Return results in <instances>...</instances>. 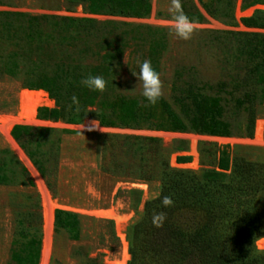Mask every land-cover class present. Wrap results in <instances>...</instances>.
<instances>
[{
  "label": "trees",
  "instance_id": "1",
  "mask_svg": "<svg viewBox=\"0 0 264 264\" xmlns=\"http://www.w3.org/2000/svg\"><path fill=\"white\" fill-rule=\"evenodd\" d=\"M65 1L84 6L91 15L143 19L150 13V0ZM198 2L212 18L234 20L229 1L220 8L214 5L221 0ZM256 5L264 6V0H242L243 10ZM182 6L189 19L203 22V14L194 5ZM239 22L246 28L264 30V10L256 9ZM162 31L143 25L2 11L0 76L19 78L23 89L48 95L54 107L39 108L37 117L41 120L81 125L85 119H93L106 128L227 138L233 135L231 123L224 119L229 109L233 117H244L243 136L252 138L257 108L264 104V34L227 33L229 41L224 46H228L222 50V62L231 68L227 81L200 83L186 77L194 74L192 69L183 68L174 74L171 102L160 99L150 105L144 97L118 93V77L127 52L138 69L144 59H150L160 72V56L166 49ZM88 75L102 76L106 90L101 93L82 85ZM73 95L78 105L72 103ZM54 133L52 129L23 125H15L10 131L43 176L47 172L46 139ZM60 134L77 132L64 130ZM123 139L125 143L134 141L144 164L152 156L160 160V198L146 201L141 216L127 227V264H264V159H249L223 146L218 150L216 167L197 173L170 169L158 139ZM189 160L177 158L178 163ZM11 184L33 186L17 158L0 149V185ZM129 194L136 197V203L139 201L138 193ZM163 196L172 198L171 207L161 205ZM161 211L167 218L157 228L152 216ZM108 224L112 226V222ZM54 230L78 241L80 215L55 210ZM18 236L26 237V241L12 243L11 262L38 264V229L20 230Z\"/></svg>",
  "mask_w": 264,
  "mask_h": 264
},
{
  "label": "rangeland",
  "instance_id": "2",
  "mask_svg": "<svg viewBox=\"0 0 264 264\" xmlns=\"http://www.w3.org/2000/svg\"><path fill=\"white\" fill-rule=\"evenodd\" d=\"M209 0H202L206 3ZM221 0L215 7L224 6ZM231 4L234 20L223 17L212 18L201 8L198 0H181L182 4L194 5L204 17L197 24L192 38L184 41L171 33L168 21L170 0H150V13L143 19L122 18L117 16L91 15L82 5L72 6L65 0H0V12L24 13L32 16H54L57 18H86L97 22H115L131 25H143L163 30L166 49L160 56V78L164 84L163 100L171 102V84L176 71L192 69L194 74L185 75L200 83L215 84L227 81L231 77L230 67L222 62V50L227 33H262L264 30L242 26L239 19L250 16L254 10H264L256 5L242 9V0H227ZM247 14V15H246ZM234 23V24H233ZM217 40H216V39ZM220 43V44H219ZM128 52L122 61L118 77V93L131 98L141 99L142 87L133 76L139 69ZM133 73V74H132ZM23 89L19 78L0 76V117L10 122L19 112V94ZM31 91V90H29ZM41 91V90H38ZM36 92V91H34ZM44 92V91H42ZM45 93V92H44ZM46 94V93H45ZM50 106L53 108L54 102ZM34 112L32 123H19L36 129H52L56 133L47 137L46 175H41L26 153L10 135L0 133V149L9 150L25 168L33 186L11 184L0 185V264L11 262L12 243L24 242L18 233L20 230L38 229L40 252L38 264L42 259L43 201L55 204L52 210V224L47 236L48 256L46 264H105L121 258L123 245L130 259L126 238L127 227L138 220L143 212L144 203L155 198L159 192V159L147 158L141 161L131 139L125 143L124 137L154 138L160 140L163 155L170 169L190 170L201 173L205 169L216 167L218 150L229 146L238 154L249 159H264V104L257 108L252 138L243 136L244 117H233L227 109L224 119L231 123V137H213L195 133H177L152 131L146 129L106 128L101 131L83 132L79 125H69L62 121L41 120ZM93 119H85L89 125ZM262 122V141L255 140L257 122ZM75 131L77 134H60L61 131ZM52 147V148H49ZM178 157H189L186 163H178ZM145 179H143V178ZM95 192L88 191L89 186ZM135 191L139 195L129 194ZM114 210L121 217H127L120 233L110 218L100 217L98 211ZM63 210L76 213L81 217V236L78 241L69 240L63 231L54 230V211ZM112 222V226L108 223ZM49 237V238H48ZM264 239V238H261ZM264 249V248H263Z\"/></svg>",
  "mask_w": 264,
  "mask_h": 264
},
{
  "label": "clouds",
  "instance_id": "3",
  "mask_svg": "<svg viewBox=\"0 0 264 264\" xmlns=\"http://www.w3.org/2000/svg\"><path fill=\"white\" fill-rule=\"evenodd\" d=\"M168 11L171 14V19L168 21L171 29L170 34H174L176 37L184 41L190 40L194 32L197 30L198 25L195 21L189 19V17L184 13L181 0H170V7L168 8ZM133 76H135L137 81L140 82L142 95L147 100L148 104L155 105L160 99H162L164 95V84L160 78V74L154 69L150 59H144L140 63L138 73L136 72ZM81 83L85 87L101 93L106 90L107 86L106 80L99 75H88L81 81ZM72 103L75 105H78L79 103L78 98L75 95L72 96ZM78 127L80 135L83 137V132H92L96 130L102 132L98 120L91 121L89 125L82 123ZM88 191L98 195L91 185L89 186ZM156 195L157 198H160L159 193ZM161 205L164 208L171 207L173 205L172 198L170 196H163L161 199ZM166 218L165 212H154L152 216V223L155 227L160 228L163 226Z\"/></svg>",
  "mask_w": 264,
  "mask_h": 264
},
{
  "label": "bare ground",
  "instance_id": "4",
  "mask_svg": "<svg viewBox=\"0 0 264 264\" xmlns=\"http://www.w3.org/2000/svg\"><path fill=\"white\" fill-rule=\"evenodd\" d=\"M247 15V14H246ZM52 102L46 98V94L42 91H22L19 94V113L10 119V122H6L5 118L0 117V133L7 137V133L11 125L19 123H32L34 121L35 109L42 106H50ZM263 124L262 122H257L255 129V140L257 142L262 141ZM55 204L50 201H43V232L44 240L42 245V259L40 264H46L48 256V245L47 236L51 230L52 224V210ZM97 215L104 218H110L115 222L117 232L120 233L124 224L127 221V217H121L114 210H103L96 212ZM49 238V237H48ZM125 245H123V250L121 258L114 261H107L105 264H125L128 254L125 251Z\"/></svg>",
  "mask_w": 264,
  "mask_h": 264
},
{
  "label": "water",
  "instance_id": "5",
  "mask_svg": "<svg viewBox=\"0 0 264 264\" xmlns=\"http://www.w3.org/2000/svg\"><path fill=\"white\" fill-rule=\"evenodd\" d=\"M22 91H29V90H22ZM18 113H19V112H18ZM18 113H17V114H18ZM14 117H15V116H14Z\"/></svg>",
  "mask_w": 264,
  "mask_h": 264
}]
</instances>
